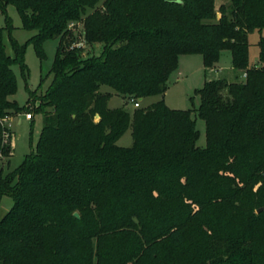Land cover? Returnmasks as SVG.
I'll return each instance as SVG.
<instances>
[{"label": "trees", "instance_id": "obj_1", "mask_svg": "<svg viewBox=\"0 0 264 264\" xmlns=\"http://www.w3.org/2000/svg\"><path fill=\"white\" fill-rule=\"evenodd\" d=\"M230 2L0 0V161L13 156L2 121L25 110L10 100L12 67L29 73L7 6L36 31L40 61L43 43L58 40L33 113L36 145L13 171L0 167V203L13 200L0 219V264H264V37L254 66L248 49L264 29V0ZM70 23L99 55L70 49ZM223 51L245 81L208 79L195 91L204 148L191 110L164 99L130 113L108 107L114 94L163 95L183 55H200L207 78ZM127 130L131 146L119 147Z\"/></svg>", "mask_w": 264, "mask_h": 264}, {"label": "rangeland", "instance_id": "obj_2", "mask_svg": "<svg viewBox=\"0 0 264 264\" xmlns=\"http://www.w3.org/2000/svg\"><path fill=\"white\" fill-rule=\"evenodd\" d=\"M230 0H215V7L218 10L221 5L228 7L230 5ZM100 4V3H99ZM98 4V5H99ZM7 16L14 28L12 32V38L18 43L25 45V65L27 71H29L28 76L24 79L17 66H13L12 70L16 76V87L17 92L14 96L10 97L11 101H15L18 106L24 107L25 110L19 112V114H12L10 121L11 137L8 141L10 144L13 156L10 158L9 163L7 159H2L0 161V167L3 168V174L13 171L21 164L24 157L30 154L39 138V133L42 127V118L39 114H33L35 108L38 107V96L45 92L50 84L52 75L50 73V68L52 66L53 60L55 58L56 49L58 46V40L49 39L42 45L44 59L39 60L35 53L33 45L29 42V39L36 34V31H27L23 28L21 17L17 11L12 6H7ZM89 10L87 13H91ZM216 17H220L217 13ZM5 27L4 16L0 14V28ZM82 31V24H78L74 33H77L78 37ZM260 37H264V29L261 31H254L253 34L248 36V49H249V64L254 66L258 60L259 48L257 47V42ZM78 40V39H76ZM102 46L96 44L93 47H84L82 51V56L100 54ZM9 51V49H8ZM230 59V53L228 51H223L220 60L214 66L212 71H209L207 78L205 77V68L202 65V58L200 55L191 56H180L178 60V69L174 72L167 81V90L161 96L147 97L139 101L140 107L145 108L150 104L157 103L164 99L165 104L172 110H191L192 118L196 119V129L199 131V138L196 145L200 148H204L205 145V125L202 120H200L195 113V109L199 106L200 98L195 95V91L201 89L208 79H223L225 78L229 82H244L245 74L241 71L235 72L232 70V65ZM41 78L43 81H41ZM36 91L35 96L29 98V92ZM101 92L114 93L110 88L106 86L101 87ZM110 109L123 107L128 113L133 111V104L126 102L120 95H113L108 103ZM28 109V111H26ZM30 113L32 115L31 120L25 119L24 114ZM99 119V118H98ZM97 122L98 120L95 119ZM132 138L131 131L127 132L116 142L119 147L128 148L131 146ZM13 200L9 197H3L0 203V215L2 212H6L12 206ZM79 218V214L76 212ZM130 264V263H128Z\"/></svg>", "mask_w": 264, "mask_h": 264}, {"label": "built area", "instance_id": "obj_3", "mask_svg": "<svg viewBox=\"0 0 264 264\" xmlns=\"http://www.w3.org/2000/svg\"><path fill=\"white\" fill-rule=\"evenodd\" d=\"M79 23H70L69 24V27L68 29L72 31L73 35H74V38L78 39V40H75L70 49H79V50H83V48L86 46L85 45V41H84V38L82 36V33L80 32V35L78 37L77 33H74V30L76 29V26L78 25ZM129 102L133 104V107L134 108H139L140 107V104H139V101H136L134 99H129ZM31 114L30 113H25L24 114V117L25 119L27 120H31ZM10 121H11V117H8V116H5L4 117V120L2 121V125L5 126L7 130L4 131L3 135H4V142H8L10 137H11V133L9 132V129H10Z\"/></svg>", "mask_w": 264, "mask_h": 264}, {"label": "water", "instance_id": "obj_4", "mask_svg": "<svg viewBox=\"0 0 264 264\" xmlns=\"http://www.w3.org/2000/svg\"><path fill=\"white\" fill-rule=\"evenodd\" d=\"M165 1H167V2H174V1H178V0H165ZM218 18H219V17H218ZM95 117H96V120H98L99 116H95ZM261 210H263V209H259V210L257 211V214H258ZM74 216L78 218V215H77V214H75Z\"/></svg>", "mask_w": 264, "mask_h": 264}, {"label": "crops", "instance_id": "obj_5", "mask_svg": "<svg viewBox=\"0 0 264 264\" xmlns=\"http://www.w3.org/2000/svg\"><path fill=\"white\" fill-rule=\"evenodd\" d=\"M29 121H32V120H29ZM7 212V210H6ZM6 212H2L1 215H0V219L3 218L5 215H6Z\"/></svg>", "mask_w": 264, "mask_h": 264}]
</instances>
